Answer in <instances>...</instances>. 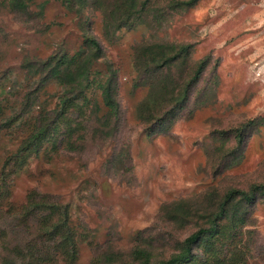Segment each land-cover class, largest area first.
Returning a JSON list of instances; mask_svg holds the SVG:
<instances>
[{"label":"rangeland","instance_id":"374dc122","mask_svg":"<svg viewBox=\"0 0 264 264\" xmlns=\"http://www.w3.org/2000/svg\"><path fill=\"white\" fill-rule=\"evenodd\" d=\"M157 1L159 12L144 17L148 24L108 36L101 10L79 15L60 0H34L23 14L0 0V105L5 118L25 109L0 136V264H120L150 241L155 259L168 258L194 228L165 221L174 202L203 208L211 193L264 181V0H198L177 11L170 0ZM88 37L105 53L93 78L104 80L109 68L116 72L119 120L102 127L107 113L94 85L78 101L81 113L73 109L69 124L16 158L63 94L55 82L41 86V63L86 49ZM154 42L192 46L186 78L199 61L209 64L183 112L150 135L137 116L149 88L136 86L133 61L136 46ZM257 119L239 160L223 171L236 143L231 139L222 151L220 136ZM35 201L46 206L36 209ZM54 203L68 212L75 251L59 248L63 232L55 243L43 236L63 218ZM248 215L243 233L254 232V246L246 264H264V197ZM116 253L122 255L112 258Z\"/></svg>","mask_w":264,"mask_h":264},{"label":"trees","instance_id":"16d2710c","mask_svg":"<svg viewBox=\"0 0 264 264\" xmlns=\"http://www.w3.org/2000/svg\"><path fill=\"white\" fill-rule=\"evenodd\" d=\"M3 2H7L12 11L27 14L34 0ZM60 2L66 10L79 15L87 8L103 11L105 25L112 31L107 33L108 36L125 27L133 29L148 24L144 17L159 12L153 10L157 0H60ZM197 2L198 0H170L168 7L172 11H177L192 7ZM86 42V49L73 56L63 53L41 63L39 71L44 75L41 86L46 87L55 82L63 89V94L58 106L41 115L39 122L35 123L16 158L34 150L43 139L60 130L63 125L69 124L70 115L75 109L81 113L82 105H78V101L86 100V93L94 85L101 92L107 113L102 127L108 129L112 126V120H119L120 104L115 89L116 72L109 68L104 80H95L94 68L105 58V53L101 43L94 37H88ZM191 49V45L164 42L143 43L134 49L133 63L139 75L136 86L147 85L149 88L148 96L138 105L137 116L147 126L150 135L167 129L183 112L190 91L199 83L208 67L209 61L203 59L191 68L187 78L184 77ZM5 110L6 108L0 105V136L4 129L10 128L25 113L24 109L22 113L5 118ZM92 114H96V110H93ZM259 122L258 119L251 120L222 133L220 136L222 151L230 149L227 144L231 139L236 143L224 157L226 164L223 171L237 163L251 130ZM261 197H264V181L253 182L248 189L234 187L222 194L211 193L204 197L207 204L203 208L194 207L191 200H178L172 204L170 217L164 216L165 221L177 222L184 227L193 225V231L183 241L176 243L168 258L155 259L153 241H150L146 243V247L135 248L130 258L122 259L120 264H246L247 257H250L253 251L254 232L246 230L248 234L246 238L243 231L247 226L250 207ZM33 205L36 209L46 206L41 201H35ZM57 207H60L61 211L64 210L63 218L53 224L51 229L50 226L45 227L43 230L48 231L43 236L55 243L63 232L59 248L70 246L72 247L70 252L75 251V231L70 226L68 212L65 207L56 205L55 208ZM237 244H241L242 248L233 249ZM197 248L201 250V254L195 252ZM229 248L233 249L232 257L222 258L221 255H225L224 252ZM120 255L122 254L116 253V257L114 254L111 257L117 259Z\"/></svg>","mask_w":264,"mask_h":264}]
</instances>
